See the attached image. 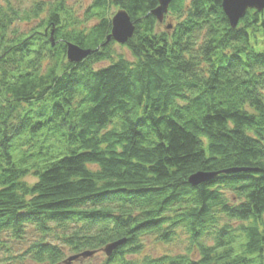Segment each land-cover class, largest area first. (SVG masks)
Returning <instances> with one entry per match:
<instances>
[{
	"label": "trees",
	"instance_id": "16d2710c",
	"mask_svg": "<svg viewBox=\"0 0 264 264\" xmlns=\"http://www.w3.org/2000/svg\"><path fill=\"white\" fill-rule=\"evenodd\" d=\"M222 1L173 0L158 22L157 0H94L81 19L0 0V264L121 241L104 264H264V11L232 28ZM110 8L135 23L130 59L107 43ZM70 44L92 54L72 63ZM177 232L185 253L143 254Z\"/></svg>",
	"mask_w": 264,
	"mask_h": 264
},
{
	"label": "water",
	"instance_id": "95a60500",
	"mask_svg": "<svg viewBox=\"0 0 264 264\" xmlns=\"http://www.w3.org/2000/svg\"><path fill=\"white\" fill-rule=\"evenodd\" d=\"M159 7L153 14L157 17L158 22H163L164 16L168 13V9L173 0H157ZM222 8L230 22L232 28H237L243 17L246 16L249 10H256L258 12L264 11V0H223ZM111 34L107 39V43L114 41L119 45H125L133 38L135 34V23L132 22L128 13L121 10L112 19ZM67 58L72 63H79L92 54V51L82 50L74 45H68ZM210 175L199 173L190 179V183L198 185L209 179ZM124 242H117L106 246L104 253L107 257H111L113 252L116 251ZM95 253L86 252L80 255L67 259L66 264H70L80 258L93 257Z\"/></svg>",
	"mask_w": 264,
	"mask_h": 264
},
{
	"label": "rangeland",
	"instance_id": "374dc122",
	"mask_svg": "<svg viewBox=\"0 0 264 264\" xmlns=\"http://www.w3.org/2000/svg\"><path fill=\"white\" fill-rule=\"evenodd\" d=\"M15 1V2H14ZM33 0H12V2H14L16 4H18V6H21V8H29V6H31ZM94 0H66V5L68 6V8L71 9V11L73 12V16H76L78 19L84 18V14H86V11L88 10V8L91 6V3H93ZM121 10H117V9H112L110 8V10L108 11L111 19H113V17ZM165 17V16H164ZM92 24H94V22L90 23V26H92ZM33 25V23H32ZM31 25V26H32ZM23 29L27 28V25L24 23L21 25ZM257 42V41H256ZM116 52L118 54H123L126 55L127 58H131L129 52L123 48H121L120 45L117 44L116 48H115ZM29 183H33L35 182V179L32 177H29L26 179ZM32 233L31 235L27 236V239H35V233L33 230H31ZM178 236L175 238V241L170 243L169 245L158 242L155 238H149V237H145L144 238V252L143 254L149 255V256H154V257H159L161 255H177V254H182L185 253V249L188 245V238L186 237V235H184L181 232H177ZM50 240V239H49ZM25 241V240H23ZM22 243V242H21ZM31 243V242H29ZM26 244H24V242L22 244L20 243H16V244H9L8 246H10L11 248V253L10 255H13L14 257H23V255H25V252L27 251V247H24ZM67 254V258H69L71 256V254L66 253ZM5 255H9V254H4L3 250L0 251V257H5ZM106 254L103 252H98V254H96L95 256L90 257V258H83L82 260H79L77 262H75V264H104L106 262ZM12 264H32V262H29V259H27L26 257L24 259H15L13 261H11Z\"/></svg>",
	"mask_w": 264,
	"mask_h": 264
}]
</instances>
